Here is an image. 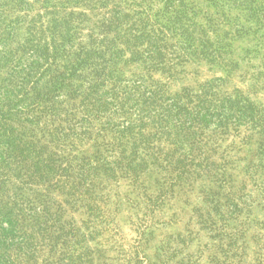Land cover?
Returning a JSON list of instances; mask_svg holds the SVG:
<instances>
[{
  "label": "trees",
  "instance_id": "trees-1",
  "mask_svg": "<svg viewBox=\"0 0 264 264\" xmlns=\"http://www.w3.org/2000/svg\"><path fill=\"white\" fill-rule=\"evenodd\" d=\"M255 60L264 0H0V264H264Z\"/></svg>",
  "mask_w": 264,
  "mask_h": 264
},
{
  "label": "rangeland",
  "instance_id": "rangeland-1",
  "mask_svg": "<svg viewBox=\"0 0 264 264\" xmlns=\"http://www.w3.org/2000/svg\"><path fill=\"white\" fill-rule=\"evenodd\" d=\"M247 44L249 45V41L246 40V42H241L238 41L237 42V47L240 50L241 47L243 46H247ZM253 63V64H252ZM250 63L249 65L253 66V65H259V61L255 60L254 62ZM245 65V67H244ZM250 67H247L246 64H243V69H245L244 71H249ZM252 70V68H251ZM259 70L261 73V81H264V66L259 65ZM214 72L212 71H208L207 69H205L200 76V80H204L206 78H209L211 76H213ZM233 83H237L239 85H242L241 83V79L236 76L235 80ZM230 86H232L231 84H229ZM256 89V93H254L255 97L257 98V100L261 101L264 103V82H260L259 84L256 85L255 87ZM129 197L132 198V200L135 198V196L133 194H129ZM128 207H124L121 208L118 217H117V225H118V233L120 234V236L122 238H118L121 242L125 243V244H133L137 237V234L135 232V226L133 224V214L132 211L134 212V209L131 210L132 208H130L129 203L127 201ZM168 213H173V211L169 208L165 209ZM190 211L189 210H185L183 211V213L180 216V219L182 220H177L178 223L170 225L167 228H163V230H161L162 236L167 232V233H172V232H176L179 230L183 229V223L184 220L187 219L188 215H189ZM184 219V220H183ZM185 224V223H184ZM208 239L205 236V234H201V237H199L198 239H196L194 241V245H192L191 250H196L197 247H205V245L207 244ZM213 253V250L211 248L206 247L205 248V253H204V257L207 258L208 256H210V254ZM111 254H114V252H112ZM115 254H117L115 252Z\"/></svg>",
  "mask_w": 264,
  "mask_h": 264
}]
</instances>
